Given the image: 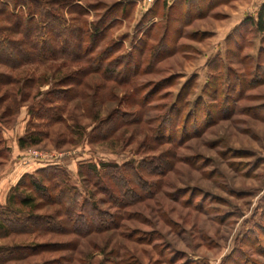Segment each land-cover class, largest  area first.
<instances>
[{"label":"rangeland","instance_id":"rangeland-1","mask_svg":"<svg viewBox=\"0 0 264 264\" xmlns=\"http://www.w3.org/2000/svg\"><path fill=\"white\" fill-rule=\"evenodd\" d=\"M39 1L81 30L63 43L59 22L40 24L42 6L0 0V36L24 43L20 53L0 48V168L17 135L39 131L40 143L24 149L31 174L67 171L106 229L74 234L61 223L12 233L0 237V264H264V22L262 31L249 22L264 0ZM90 26L102 35L88 59L114 52L103 66L113 63L112 73L101 67L78 87L59 86L89 61H41L26 42L47 40L45 55L62 44L85 49ZM140 52V68L124 65L127 53L135 62ZM21 53L28 61L9 68L6 60ZM44 98L60 108V121L29 114ZM82 163L130 165L141 179L127 176L130 193L118 206L107 194L122 197L117 182L106 177L96 186L79 176ZM40 203L36 214L58 210ZM20 246L37 254L1 251Z\"/></svg>","mask_w":264,"mask_h":264},{"label":"trees","instance_id":"trees-1","mask_svg":"<svg viewBox=\"0 0 264 264\" xmlns=\"http://www.w3.org/2000/svg\"><path fill=\"white\" fill-rule=\"evenodd\" d=\"M21 1L23 2V4L21 5H25L27 7L30 2H32V6H35L37 8H39V6H42L39 8L38 16L40 17V24L46 25L45 21L49 19H54V22L55 20L56 22H59L57 36L58 38L62 39L63 43H66L71 33L73 34L77 30H81L77 28L75 30V28L72 27L71 24L68 25L63 20L55 19L56 15H54V11H52V9L48 7L49 5H39V0ZM15 4L16 3H14L13 5L15 6ZM16 5H18V3ZM30 15L31 13L29 11V16ZM41 20L44 21L42 22ZM263 20L264 1L256 14L255 21L249 19V22L253 23L257 30L262 31V26L264 22ZM27 22H30V19ZM22 24V19H20L17 23V25L19 26L18 29L21 28ZM98 27L94 26L91 28L90 26V28H87V30L85 31V34L88 39V46L85 49L81 48V46L78 44L74 45L73 47L72 45L70 47L62 44L63 47L61 49H57L58 51L52 49L51 52L48 53L49 55H45L41 50L44 49V45L47 44V40L44 39L41 41H36L35 39L29 38V41L26 42L25 40V42L27 43V45H30L32 50L39 51L38 53H36V59L41 61L61 60L66 63L80 65L82 63V58H86L87 61H89L78 69L70 71L69 73L63 76L59 86H70L71 90V88L80 86L82 83V79L87 76L88 73L99 72L101 71V67L103 72L107 73L112 71L111 69H109V66L111 67L113 63H110V65L108 64V67L103 66L105 64L104 62H110V57L114 52L110 53L108 50H105L96 55L95 58L91 60L88 59V56L94 53V51L96 50V48L93 49V46H96L94 45V43L97 41V38H99V35H102V30L100 26ZM37 42H42L43 48L40 47L39 49ZM22 44L24 43L12 41L8 38L0 36V48L3 50L9 48L19 53L20 50L24 52ZM131 55L132 53H127V55H125L124 58H122L121 60H126V62H124V65L126 67H134V71H136L142 65L143 52H140L139 60L137 59L135 60V62L130 59ZM28 56L29 55H22L20 59L7 58L8 60L6 61H9L11 64H13L9 65L8 67H18V65H20L19 63L28 61ZM122 64L123 63L119 64L118 66H121ZM61 66L64 67L63 65ZM69 92V89L66 92L64 91L65 94H68ZM50 94L51 93H47L46 95L49 96ZM52 102L54 101L47 100L44 98L40 103L39 112L34 115V111L32 113V110H29V114H31L32 117L38 120H42L49 123H55L60 121L61 118L59 116V113L61 110L57 107H50V105H52ZM40 141L41 133L39 131H29L27 129L25 134L18 139V147L21 150H24L26 148H30L39 144ZM125 170L127 171L126 173ZM78 174L79 176H86L87 178H92L94 184L98 187L99 185H101L102 179L106 177L109 180H115L117 182V185L119 186L117 187L118 189H120L122 197L115 198L110 193L107 194H109L112 200L119 202L118 206H122L125 204L124 199L127 194L130 193V191L126 187V184L128 185L127 176H130L131 179H141L139 169L130 165L121 167L115 164H100L98 168L93 163H82L79 165ZM121 182L124 184L122 185ZM100 188L103 189L102 187ZM55 191L56 193L54 194ZM40 201L43 203L47 202L50 205L55 204L58 206V210L55 211L53 215L36 214L35 212L39 211L42 208ZM114 203L116 204V202ZM101 214V211L98 210L94 202H91L90 199L87 198L83 199L80 196L78 189L69 185L67 171L56 166L48 167L45 169H40L32 174H24L16 183V185L9 190L6 196L5 204H0V237L5 238L12 233L41 234L44 232H48L52 227H56V230H59L62 228L61 223L71 225L67 233L86 235L90 232H99L100 230L106 229L105 223L97 221L99 215ZM94 220L97 222H95ZM38 247L39 246L37 245L34 246V248L36 249H38ZM13 250L20 251V254H23L22 259L37 254V252H35V249L34 251H32L31 248L24 246L1 249V251L3 252H8L9 255L13 252Z\"/></svg>","mask_w":264,"mask_h":264},{"label":"crops","instance_id":"crops-1","mask_svg":"<svg viewBox=\"0 0 264 264\" xmlns=\"http://www.w3.org/2000/svg\"><path fill=\"white\" fill-rule=\"evenodd\" d=\"M2 135L5 136L3 132ZM23 135L19 134L15 139L12 141L11 146V154L8 161H5L6 165L0 168V204L4 205L6 202V196L9 190L16 185L19 179L24 174H31L32 170L31 167L35 164L33 159L28 158L27 155L29 154L28 151L21 150L18 147V139ZM5 138V137H4ZM14 166L12 167V163Z\"/></svg>","mask_w":264,"mask_h":264},{"label":"built area","instance_id":"built-area-1","mask_svg":"<svg viewBox=\"0 0 264 264\" xmlns=\"http://www.w3.org/2000/svg\"><path fill=\"white\" fill-rule=\"evenodd\" d=\"M148 2H152V0H147Z\"/></svg>","mask_w":264,"mask_h":264}]
</instances>
